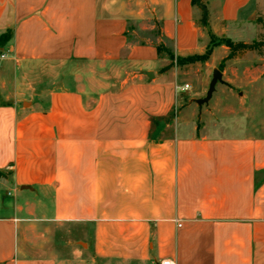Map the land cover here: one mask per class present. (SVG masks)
<instances>
[{
  "label": "crops",
  "instance_id": "0c3cea01",
  "mask_svg": "<svg viewBox=\"0 0 264 264\" xmlns=\"http://www.w3.org/2000/svg\"><path fill=\"white\" fill-rule=\"evenodd\" d=\"M204 2L0 0V264H264V119L201 110L159 51L252 42L264 0ZM131 23L161 41L122 53ZM238 72L232 111L264 91Z\"/></svg>",
  "mask_w": 264,
  "mask_h": 264
},
{
  "label": "rangeland",
  "instance_id": "374dc122",
  "mask_svg": "<svg viewBox=\"0 0 264 264\" xmlns=\"http://www.w3.org/2000/svg\"><path fill=\"white\" fill-rule=\"evenodd\" d=\"M256 23H258L257 32L254 34V38L256 40L262 38V33H264V2L262 3L261 8L258 10L255 16ZM261 29L263 32L261 33ZM112 33V31H111ZM118 38L113 35L112 39ZM157 38L159 41L161 38V30L160 24L156 23L155 27L151 29L147 23H131L128 25V29L123 33V40L126 43V46L122 48V53L126 54H134L137 53L139 47L142 46V52H147L145 47H148L150 44H157ZM218 39L224 38H216L214 39L206 48V50L202 53H197L187 57H177L172 50H170L174 54V58H171L170 55L164 51L163 49H159L160 53L167 57L170 61V66L177 65L179 69V78L178 82L181 84H189L190 88L182 91V96L186 97V99H190L192 96H196V101H199V108L201 110L207 111L208 109L213 112L217 116H231V112H235V115L239 116H248L250 120L259 122L264 119V91L258 92L254 95V99L250 101V107L248 110L239 109L238 111H232L230 107V102L232 101V97L230 93H222L220 89L225 87L230 89L234 87L235 91H241L242 88H236L232 84V76L238 74L239 68H242L243 71H247L248 69L252 71L253 75H260V77H264V57L256 56V54H250L245 57L242 62H233L226 61L223 66H221L222 59L220 60H211V56L215 49L221 48V45H224L223 40L217 42ZM254 39V40H255ZM264 53V50H263ZM221 54V51L216 54V58H218ZM181 58V59H180ZM1 61L0 63H2ZM78 66L86 68V65ZM65 67V66H64ZM71 67V64L66 65L65 69L68 70ZM62 68V67H61ZM215 69H219L222 71V81L219 82L218 90L215 89L214 96L212 99L208 101H202L207 95V91L209 89L210 82L213 77V72ZM65 70V71H66ZM158 68V72H159ZM225 75V76H224ZM229 79L227 83V80ZM261 79V78H258ZM67 79H64V82ZM234 80V79H233ZM264 80V78H263ZM262 80V81H263ZM26 97H30V95H26ZM181 110V106L175 103V107L171 112V117H176ZM202 115H199L201 118ZM214 116V115H213Z\"/></svg>",
  "mask_w": 264,
  "mask_h": 264
},
{
  "label": "trees",
  "instance_id": "16d2710c",
  "mask_svg": "<svg viewBox=\"0 0 264 264\" xmlns=\"http://www.w3.org/2000/svg\"><path fill=\"white\" fill-rule=\"evenodd\" d=\"M192 4L197 6L200 9V11H201V23L204 26H207L208 20H209V11H208L207 5L204 2V0H192ZM8 38H9V34L7 32L0 36V47H3L5 45ZM216 38H218V37L212 36L211 42ZM222 40H223L224 45H226L229 48V53L226 57H224L222 59L221 66H223V64L227 60L234 58L238 55H241L247 51L257 50L260 53H263V50H264V33L262 34V38H260L258 40H254L252 42H246V41H242V40L235 41V40H232L231 38L218 39L217 42H220ZM160 49H163L164 51H166L170 55L171 58H174V54L168 48L162 46V47H160Z\"/></svg>",
  "mask_w": 264,
  "mask_h": 264
},
{
  "label": "water",
  "instance_id": "95a60500",
  "mask_svg": "<svg viewBox=\"0 0 264 264\" xmlns=\"http://www.w3.org/2000/svg\"><path fill=\"white\" fill-rule=\"evenodd\" d=\"M146 75H148L151 78L154 77V73L151 71L146 72ZM220 81H222V71L219 69H215L213 72L212 80H211L210 85H209V89L207 91V95L204 99H202V101H204V102L208 101L212 97V94L216 88V84Z\"/></svg>",
  "mask_w": 264,
  "mask_h": 264
},
{
  "label": "built area",
  "instance_id": "2783aa9c",
  "mask_svg": "<svg viewBox=\"0 0 264 264\" xmlns=\"http://www.w3.org/2000/svg\"><path fill=\"white\" fill-rule=\"evenodd\" d=\"M7 56L5 51L0 52V62ZM1 65V63H0ZM177 89L185 90L190 88L189 84H185L184 86H176ZM181 225V224H179ZM159 264H177L175 260L170 259V258H165L160 261Z\"/></svg>",
  "mask_w": 264,
  "mask_h": 264
}]
</instances>
